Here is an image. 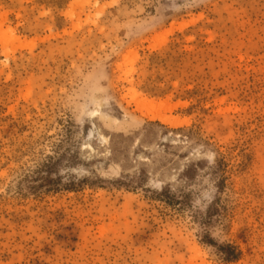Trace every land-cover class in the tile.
Returning a JSON list of instances; mask_svg holds the SVG:
<instances>
[{
  "label": "rangeland",
  "instance_id": "rangeland-1",
  "mask_svg": "<svg viewBox=\"0 0 264 264\" xmlns=\"http://www.w3.org/2000/svg\"><path fill=\"white\" fill-rule=\"evenodd\" d=\"M0 264H264V0H0Z\"/></svg>",
  "mask_w": 264,
  "mask_h": 264
},
{
  "label": "bare ground",
  "instance_id": "bare-ground-1",
  "mask_svg": "<svg viewBox=\"0 0 264 264\" xmlns=\"http://www.w3.org/2000/svg\"><path fill=\"white\" fill-rule=\"evenodd\" d=\"M184 27V26H183ZM164 40L165 39H163V41L161 42V43H163L164 42ZM152 101H149V100H146V99H144V100H142V101H139L137 104H138V107H139V109H141V108H143L144 110H146V109H151L152 108ZM149 114V113H148ZM149 119H157V120H159L162 124H173L171 121H169V119H166V118H164V117H162V116H156L155 117V115L154 114H152V116H150V117H148ZM148 119V120H149ZM174 124H177V123H174ZM182 125V124H181ZM173 126V125H172Z\"/></svg>",
  "mask_w": 264,
  "mask_h": 264
},
{
  "label": "trees",
  "instance_id": "trees-1",
  "mask_svg": "<svg viewBox=\"0 0 264 264\" xmlns=\"http://www.w3.org/2000/svg\"><path fill=\"white\" fill-rule=\"evenodd\" d=\"M230 258H233V257H230Z\"/></svg>",
  "mask_w": 264,
  "mask_h": 264
}]
</instances>
